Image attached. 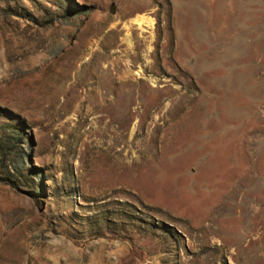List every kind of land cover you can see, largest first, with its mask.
I'll return each mask as SVG.
<instances>
[{
	"label": "rangeland",
	"instance_id": "obj_1",
	"mask_svg": "<svg viewBox=\"0 0 264 264\" xmlns=\"http://www.w3.org/2000/svg\"><path fill=\"white\" fill-rule=\"evenodd\" d=\"M11 117L0 264H264V0H0Z\"/></svg>",
	"mask_w": 264,
	"mask_h": 264
},
{
	"label": "trees",
	"instance_id": "obj_2",
	"mask_svg": "<svg viewBox=\"0 0 264 264\" xmlns=\"http://www.w3.org/2000/svg\"><path fill=\"white\" fill-rule=\"evenodd\" d=\"M60 2H63L64 0H59ZM5 16L8 15H17L25 18L26 20H29L33 23H41V24H52L53 19L47 20L44 16V18H39L35 16L34 13L23 9V10H13L11 8H5L4 10ZM15 118L11 117V120L13 121ZM10 122L3 128V132L0 134V162H3V164L10 160L12 157V154L15 149H12L14 145L19 143H24V137H25V130L21 123H18L16 120L15 122ZM16 163H25V150L20 151L18 154V157L16 158ZM16 165H8L5 164L6 172H5V179L7 181H10L12 183L17 184V180H20L22 177L24 184H29L26 177L21 176V172L18 168H16ZM36 173V172H34ZM20 177V178H19ZM32 179V178H30ZM34 181V180H33Z\"/></svg>",
	"mask_w": 264,
	"mask_h": 264
}]
</instances>
